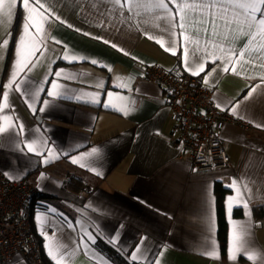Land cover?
Wrapping results in <instances>:
<instances>
[{"label": "crops", "instance_id": "0c3cea01", "mask_svg": "<svg viewBox=\"0 0 264 264\" xmlns=\"http://www.w3.org/2000/svg\"><path fill=\"white\" fill-rule=\"evenodd\" d=\"M250 2L39 0L29 18L21 0H0V172L41 193L31 227L45 262L264 264L253 209L264 208V26L235 7ZM149 66L202 78L250 125H226L228 168L196 171L176 146Z\"/></svg>", "mask_w": 264, "mask_h": 264}, {"label": "built area", "instance_id": "2783aa9c", "mask_svg": "<svg viewBox=\"0 0 264 264\" xmlns=\"http://www.w3.org/2000/svg\"><path fill=\"white\" fill-rule=\"evenodd\" d=\"M144 77L168 92L167 107L175 125L176 146L190 159L196 171L224 170L231 165L222 135L227 124L243 129L250 125L223 111L213 90L202 78L175 74L160 66H149ZM41 193L25 181H13L0 172V264L20 257L25 264H46L40 242L31 227L32 200Z\"/></svg>", "mask_w": 264, "mask_h": 264}, {"label": "snow or ice", "instance_id": "6c2138e0", "mask_svg": "<svg viewBox=\"0 0 264 264\" xmlns=\"http://www.w3.org/2000/svg\"><path fill=\"white\" fill-rule=\"evenodd\" d=\"M13 4L15 3V0H12ZM39 0H21V4L22 7L27 9L28 13H29V18L31 17L32 12L35 10L34 9V4L38 3ZM171 2V0H170ZM159 7L162 8H167V5L163 3V0H161V3L158 5ZM215 5H207L206 7H214ZM264 6V0H252V2L250 3H246V4H237L235 5L236 8H241L244 10L243 14L246 16L248 24L250 27H254L255 25L259 24L261 26H264V13H261V18L259 20L256 19V14L259 12L260 7ZM40 7L42 8L43 5L41 4ZM221 12H220V16L221 18H223L225 20V23L228 22L227 20V12H228V8L225 5H221ZM169 11H171L169 9ZM180 27H183V20H181L179 22ZM30 25L29 24H25L24 25V31L25 33H27L28 29H29ZM35 51V49H34ZM92 63H96L95 61H92ZM202 67V66H201ZM224 71H228V68H224ZM193 74H196L195 72ZM57 76L59 75V73L56 74ZM52 87H56L55 85H53ZM49 96L53 95V93L49 92L48 93ZM27 148L29 151L32 150V146L31 144L27 145ZM74 162V161H73ZM88 240L90 243H95V239L91 236V234H88ZM133 260L136 259V257H132Z\"/></svg>", "mask_w": 264, "mask_h": 264}, {"label": "trees", "instance_id": "16d2710c", "mask_svg": "<svg viewBox=\"0 0 264 264\" xmlns=\"http://www.w3.org/2000/svg\"><path fill=\"white\" fill-rule=\"evenodd\" d=\"M216 192H217L218 212H219V220H220L219 239L221 242L222 251L225 254L227 248L228 229H227V223L224 219V199L227 194V190L224 189L220 184H217ZM253 209H254L255 217L258 220L261 221L264 220V208L262 206H255ZM110 256L120 264H129L127 263L126 259H124L120 255L110 254ZM47 264L49 263L47 262Z\"/></svg>", "mask_w": 264, "mask_h": 264}]
</instances>
